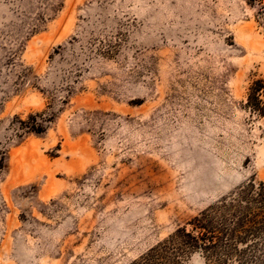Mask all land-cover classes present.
<instances>
[{
    "label": "rangeland",
    "instance_id": "374dc122",
    "mask_svg": "<svg viewBox=\"0 0 264 264\" xmlns=\"http://www.w3.org/2000/svg\"><path fill=\"white\" fill-rule=\"evenodd\" d=\"M257 79L264 0H0V264H129L264 182Z\"/></svg>",
    "mask_w": 264,
    "mask_h": 264
},
{
    "label": "trees",
    "instance_id": "16d2710c",
    "mask_svg": "<svg viewBox=\"0 0 264 264\" xmlns=\"http://www.w3.org/2000/svg\"><path fill=\"white\" fill-rule=\"evenodd\" d=\"M244 108L264 118L263 79L248 87ZM194 255L203 264H264V182L247 180L129 264H188Z\"/></svg>",
    "mask_w": 264,
    "mask_h": 264
}]
</instances>
